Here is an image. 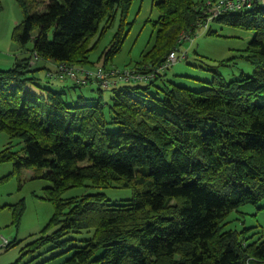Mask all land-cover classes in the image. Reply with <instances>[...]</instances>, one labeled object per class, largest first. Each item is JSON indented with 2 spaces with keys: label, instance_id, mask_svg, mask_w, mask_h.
<instances>
[{
  "label": "trees",
  "instance_id": "trees-1",
  "mask_svg": "<svg viewBox=\"0 0 264 264\" xmlns=\"http://www.w3.org/2000/svg\"><path fill=\"white\" fill-rule=\"evenodd\" d=\"M19 1L25 6L26 0ZM206 1L155 2V41L132 67L153 71L175 48L180 51L182 35L193 36L206 24ZM260 1L210 21L255 33L243 54L256 65L254 74L230 81L217 75L202 90L165 84L158 86L160 96L150 91L162 77L158 71L147 86L119 82L104 88L98 82L97 97L80 94L72 104L68 89L93 80L61 82L47 75L50 83L64 84L56 90L40 86L30 74L43 68L48 73L63 62L116 67L109 63L123 45V26L97 61L91 55L120 11L127 22L133 0H48L43 10L26 15L14 38L25 46L37 27L33 47L13 67L0 69V133L10 139L0 149V165L11 161L14 173L32 169L51 182L45 198L55 212L47 228L55 231L31 242L30 250L48 241L66 246L69 232L93 230L84 245L73 246L65 264H264V240L250 241L246 230L226 229L233 210L264 199ZM210 22L208 33L218 34ZM106 89L113 91L110 102L103 100ZM110 124L117 129H108ZM16 139L24 142L21 151L13 148ZM90 186L133 188L134 194L120 202L103 192L63 196ZM23 212L22 200L14 206V222Z\"/></svg>",
  "mask_w": 264,
  "mask_h": 264
},
{
  "label": "rangeland",
  "instance_id": "rangeland-1",
  "mask_svg": "<svg viewBox=\"0 0 264 264\" xmlns=\"http://www.w3.org/2000/svg\"><path fill=\"white\" fill-rule=\"evenodd\" d=\"M47 1L26 0L23 6L19 0H0V69L13 67L18 58L28 55L27 50L33 47V38L38 33V28L33 29L32 39L25 46L14 38L15 32L18 31L27 14L43 10V5ZM158 1L133 0L127 22L124 24L120 11L114 25L108 29L97 48L92 52V60L97 61L100 54L110 48L116 33L123 26V45L109 64L124 68L132 67L141 61L143 54L152 47L155 41L158 27L154 25V22L159 18L155 2ZM260 3L264 5V0ZM210 25L218 34H209V27L205 28V26L197 29L192 39L184 42L178 52L180 55L187 52V58L179 59L168 68L161 70L162 77L154 80L155 84L150 86L152 93L162 96L163 93L158 86L164 87L165 84L202 90L217 75L230 81L239 78L242 74H254L256 65L247 60L243 54L255 33L217 21L210 22ZM42 65L38 63V66ZM32 75L37 77L38 84L44 88L58 90L63 86L50 83L47 79V70L44 68L30 74ZM88 84L76 89H68L67 102L78 103L80 94H85L88 98L97 97L96 89L99 83L92 81ZM130 84L147 86L150 81ZM27 88L33 91L40 90L30 84ZM126 89L131 90L130 87ZM112 95L113 91L106 89L103 93V100L110 102ZM108 129L115 130L117 126L110 124ZM9 140L7 133L1 132L0 149H3ZM24 146L21 139L14 141L15 150L21 151ZM33 172L32 169H23L19 173H14V165L11 161L0 165V264H65L76 250L73 246L84 245L85 241L93 236V230L71 231L64 237L65 240L69 239L66 246L58 245L56 241H48L42 247L30 250L28 245L31 242L55 231V228H47L55 212L54 204L45 198V188L50 186L51 182L46 178L34 176ZM96 192L105 193L112 202H120L131 198L134 189L90 186L68 189L63 196L65 198L80 197ZM22 200L24 201V212L19 223H16L13 220L14 206ZM226 221L228 222L226 229L246 230L250 241L264 240V199L256 204L241 205L228 215ZM4 239H8L11 245L1 246Z\"/></svg>",
  "mask_w": 264,
  "mask_h": 264
},
{
  "label": "built area",
  "instance_id": "built-area-1",
  "mask_svg": "<svg viewBox=\"0 0 264 264\" xmlns=\"http://www.w3.org/2000/svg\"><path fill=\"white\" fill-rule=\"evenodd\" d=\"M258 0H207L205 6L207 12L209 13L208 20L206 21L205 27L208 23L216 16H219L226 12H236L244 11L251 8L255 2ZM192 39V35L188 33L182 35L180 41L187 42ZM179 49L175 48L170 52L164 64L157 69L149 72H145L143 68L139 67H113L109 70L104 68H87L80 67L68 63H59L56 65L55 69L48 71L47 75L52 80H57L64 82L68 79L73 80L75 83L86 84L87 82L93 80L100 82L101 86L104 88H109L114 84L119 82H140L148 81L156 76L158 71L168 68L170 65L176 63L180 58H185L187 52L180 55ZM10 241L4 239L1 246H8Z\"/></svg>",
  "mask_w": 264,
  "mask_h": 264
},
{
  "label": "crops",
  "instance_id": "crops-1",
  "mask_svg": "<svg viewBox=\"0 0 264 264\" xmlns=\"http://www.w3.org/2000/svg\"><path fill=\"white\" fill-rule=\"evenodd\" d=\"M68 80H70L71 82H73L71 79H68ZM70 81H69V82H70ZM66 83H67V82H66ZM61 85H64V84H61ZM88 85H89V84H88Z\"/></svg>",
  "mask_w": 264,
  "mask_h": 264
}]
</instances>
